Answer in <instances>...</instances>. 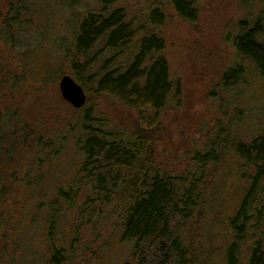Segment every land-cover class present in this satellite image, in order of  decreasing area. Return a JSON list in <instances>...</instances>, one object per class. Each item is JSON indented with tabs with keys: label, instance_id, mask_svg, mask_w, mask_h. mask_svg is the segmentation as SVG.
Here are the masks:
<instances>
[{
	"label": "rangeland",
	"instance_id": "1",
	"mask_svg": "<svg viewBox=\"0 0 264 264\" xmlns=\"http://www.w3.org/2000/svg\"><path fill=\"white\" fill-rule=\"evenodd\" d=\"M154 3L165 16L161 24H152L148 16ZM196 3L197 19L186 21L169 0H117L137 33L115 64L125 66L131 60L134 43L143 32L156 33L164 40L161 54L171 78L179 82L180 96L167 103L160 116L161 137L155 154L163 168L176 173L189 165L195 152L205 153L210 147L218 150L219 160L203 171L202 199L183 237L189 251L186 264H226L229 219L247 186L248 174L233 142H248L264 130V77L237 54L233 40L241 22L244 29L259 25V38L264 40V0ZM97 6L98 0H34L26 7L19 0H0V13L15 17L12 21L18 29L11 28L10 41L0 38V52L6 48L10 56L33 51L28 59L33 65L25 69L23 82L16 77L23 64L20 70L11 69H17L14 56L10 70L17 72L8 77V105L13 111L28 103L40 108L47 122L52 119L43 130L47 147L27 154L32 164L22 172L29 184L18 183L8 206L0 211V264H46L53 244L65 249L67 264H135L132 243L120 240L119 220L106 211L100 213L99 208L89 209L96 195L78 180L83 156L77 140L83 133L84 107L73 109L57 95L59 79L70 75L64 52L74 39V25L85 11ZM102 46L100 40L94 51L104 58L110 51L101 53ZM235 64L246 71L234 86L226 87L221 82L223 74ZM1 66L3 77L6 72ZM43 82L47 85H40ZM38 83L39 87L34 86ZM93 109L99 122L111 130L127 131L137 117L135 110L120 102L98 101ZM50 224L52 240L47 230ZM248 244L240 246L238 264H247Z\"/></svg>",
	"mask_w": 264,
	"mask_h": 264
},
{
	"label": "trees",
	"instance_id": "2",
	"mask_svg": "<svg viewBox=\"0 0 264 264\" xmlns=\"http://www.w3.org/2000/svg\"><path fill=\"white\" fill-rule=\"evenodd\" d=\"M31 1L34 3V0H19V3L26 7ZM169 2L180 18L197 19L196 0ZM116 3L117 0H98L96 9L85 11L74 25L71 46L64 52L70 76L86 93V102L81 106L84 107L83 133L77 140L83 156L78 180L96 195L89 209L99 208L100 213L106 211L119 220L120 240L132 243L135 264H186L189 251L184 228L200 205L203 171L219 160V152L212 147L205 153L195 152L181 172L163 168L155 154L161 137L159 120L168 104L179 99V82L171 78L167 60L161 54L164 40L153 32H143L136 39L135 53L125 66L115 64L137 33ZM151 6L148 15L151 23L161 24L165 18L163 12L158 4ZM14 18L0 13V38L6 42L11 40V28L18 31ZM240 27L233 40L236 52L264 77V40L259 38L262 31L257 24L244 29L241 22ZM100 40L103 41L101 53L110 51L104 58L99 56L100 51H94ZM32 52L19 51L10 56L6 48L0 52L1 68L7 75H0V211L8 206L18 183L29 184L22 172L26 165L32 164L27 154L38 153L48 145L43 130L52 121L51 117L47 122V115H40L43 111L28 103L12 111L7 100L8 77H14L17 72L10 70L14 56H17V69H11L22 70L16 77L23 82L25 69L33 65L28 60ZM244 71V67L235 64L223 74L222 84L234 86ZM55 73L56 69L51 76ZM57 95L62 100L59 92ZM98 101L120 102L136 111L137 117L131 121L128 132L107 129L99 122L93 109ZM233 148L243 159L248 174L247 186L229 219L231 238L224 250L226 264L239 263L240 246L245 241L249 243L247 264H264V130L248 142L236 139ZM47 230L52 240L53 225ZM67 262L65 249L53 244L45 263Z\"/></svg>",
	"mask_w": 264,
	"mask_h": 264
},
{
	"label": "water",
	"instance_id": "3",
	"mask_svg": "<svg viewBox=\"0 0 264 264\" xmlns=\"http://www.w3.org/2000/svg\"><path fill=\"white\" fill-rule=\"evenodd\" d=\"M58 90L61 98L73 108H80L86 102V94L70 75L61 76L58 82ZM123 264H131L129 261Z\"/></svg>",
	"mask_w": 264,
	"mask_h": 264
}]
</instances>
